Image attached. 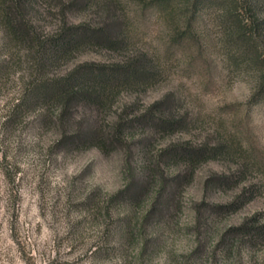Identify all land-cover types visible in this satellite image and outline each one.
I'll use <instances>...</instances> for the list:
<instances>
[{
	"label": "rangeland",
	"instance_id": "374dc122",
	"mask_svg": "<svg viewBox=\"0 0 264 264\" xmlns=\"http://www.w3.org/2000/svg\"><path fill=\"white\" fill-rule=\"evenodd\" d=\"M36 10L33 19L42 32H54L58 11ZM126 18L129 23L133 18L129 9ZM68 20L100 25L106 15L72 11ZM199 31L203 57L193 46L167 59L170 36L150 15L139 29H131L135 46L126 54L94 47L46 74L58 79L80 65H112L146 53L162 73L154 87L139 94L123 92L106 111L83 101L61 117L60 106L38 105L4 129L29 75L20 56L3 48L0 25V264H264V243L236 249L226 259L216 251L217 234L252 219L264 225V107H250L252 76L223 60L217 28L201 21ZM158 102L179 109L187 123L184 130L152 137L150 129L135 128L128 137L110 138L119 119L129 120ZM230 133L257 163L243 182L207 187L208 180L217 184L239 167L238 160L221 159L202 164L190 181L183 177L179 186L170 184L154 208L158 189L141 195L139 148L148 146L157 155L175 145L216 144ZM91 136L108 140L105 148ZM184 172L183 165L167 170L170 176ZM246 188L255 195L248 204L207 225L210 206L232 203ZM131 198L137 201L133 209Z\"/></svg>",
	"mask_w": 264,
	"mask_h": 264
},
{
	"label": "trees",
	"instance_id": "16d2710c",
	"mask_svg": "<svg viewBox=\"0 0 264 264\" xmlns=\"http://www.w3.org/2000/svg\"><path fill=\"white\" fill-rule=\"evenodd\" d=\"M41 6L58 11L60 24L52 33L44 34L33 19V12ZM127 9L133 13L130 23L126 18ZM86 10L105 14L106 21L100 25L69 22V12ZM263 12L264 0H0V25L5 34L3 48L8 49L10 55L20 56L19 60L27 66L29 75L23 96L11 106L2 126L4 129L9 127L24 111L38 105L46 109L60 106L61 117L67 115L74 103L83 101L106 111L121 93H145L154 87L162 73L155 58L146 53L130 55L126 61L112 65H80L58 79H50L46 74V70L90 48H106L120 55L126 54L135 46L129 34L131 29L134 25L139 29L150 15L161 22L170 36L167 59H171L177 50L193 46L197 47L198 56L203 57L206 51L199 31L200 22H211L218 30L223 60L252 76L250 107H264ZM186 125L185 118L179 117V109L158 102L129 120L119 119L110 138L128 137L127 133L135 128L150 129L152 137L171 135L181 132ZM90 138L102 150L108 141L103 136ZM242 144L236 133H230L216 144L175 145L157 155H152L148 146H142L138 149L144 176L141 195L157 188L160 196L170 184L178 183L179 186L183 177L190 181L202 164L221 159L238 160L239 167L231 175L219 177L217 184L208 180L207 187L223 186L231 180H235L234 185L240 184L245 174L257 165L251 151L247 147L244 150ZM173 165H183L184 174L170 176L167 170ZM252 189H244L232 203L210 206L206 218L210 223L207 225L242 209L255 196L249 194ZM248 194L250 197L246 198ZM162 198H157L153 208L162 203ZM136 202L131 198L129 207L133 209ZM215 237L218 238L216 251L220 250L226 259L236 249L251 250L264 243V225H258L254 219L247 220Z\"/></svg>",
	"mask_w": 264,
	"mask_h": 264
}]
</instances>
